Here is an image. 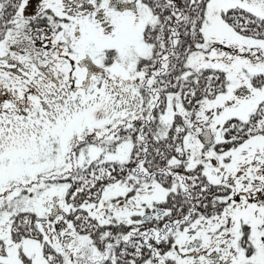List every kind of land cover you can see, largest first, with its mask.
<instances>
[{
  "label": "snow or ice",
  "instance_id": "6c2138e0",
  "mask_svg": "<svg viewBox=\"0 0 264 264\" xmlns=\"http://www.w3.org/2000/svg\"><path fill=\"white\" fill-rule=\"evenodd\" d=\"M0 264H264V0H0Z\"/></svg>",
  "mask_w": 264,
  "mask_h": 264
}]
</instances>
